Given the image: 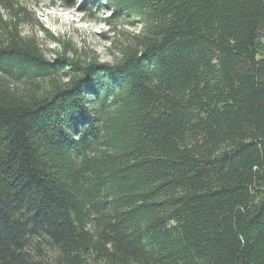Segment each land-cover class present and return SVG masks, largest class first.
<instances>
[{
  "label": "trees",
  "instance_id": "obj_1",
  "mask_svg": "<svg viewBox=\"0 0 264 264\" xmlns=\"http://www.w3.org/2000/svg\"><path fill=\"white\" fill-rule=\"evenodd\" d=\"M93 4L110 63L0 0V264H264V0Z\"/></svg>",
  "mask_w": 264,
  "mask_h": 264
},
{
  "label": "rangeland",
  "instance_id": "obj_2",
  "mask_svg": "<svg viewBox=\"0 0 264 264\" xmlns=\"http://www.w3.org/2000/svg\"><path fill=\"white\" fill-rule=\"evenodd\" d=\"M19 2L34 12V19L40 22L44 29L55 38L69 43L76 49L78 55L89 58L96 56L102 63L113 61L112 44L106 38L115 36L111 34L110 25L105 22L110 15L100 12L93 4V0L86 1V8L92 6V12L87 14L80 11L82 0H66L57 3L49 0H19ZM69 4H72L73 8H68ZM103 5L106 6V3L103 2ZM119 30L138 32L139 28L121 25ZM23 33L37 37L48 59H56L55 52L62 51L61 44L51 42L49 36L34 24L24 26Z\"/></svg>",
  "mask_w": 264,
  "mask_h": 264
}]
</instances>
